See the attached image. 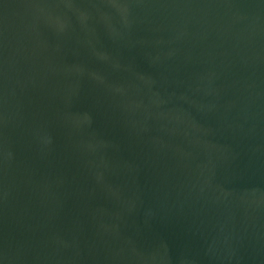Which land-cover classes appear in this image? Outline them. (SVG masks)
Returning a JSON list of instances; mask_svg holds the SVG:
<instances>
[{"label": "water", "instance_id": "1", "mask_svg": "<svg viewBox=\"0 0 264 264\" xmlns=\"http://www.w3.org/2000/svg\"><path fill=\"white\" fill-rule=\"evenodd\" d=\"M0 264H264V0H0Z\"/></svg>", "mask_w": 264, "mask_h": 264}]
</instances>
